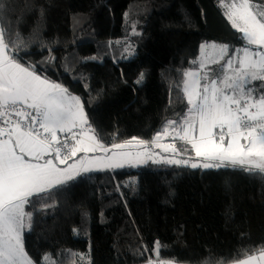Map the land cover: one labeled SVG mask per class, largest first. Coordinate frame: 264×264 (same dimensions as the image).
<instances>
[{
    "label": "trees",
    "instance_id": "trees-1",
    "mask_svg": "<svg viewBox=\"0 0 264 264\" xmlns=\"http://www.w3.org/2000/svg\"><path fill=\"white\" fill-rule=\"evenodd\" d=\"M0 3L6 42L19 36L28 45V54L19 53L24 61L80 97L108 146L133 137L151 142L169 120L183 118V73L197 67L203 42L243 46L220 0ZM112 39L129 41L136 54L90 58ZM32 200L25 250L40 264H145L156 259L154 242L160 259L186 264H232L264 253L261 173L148 163L85 173Z\"/></svg>",
    "mask_w": 264,
    "mask_h": 264
},
{
    "label": "snow or ice",
    "instance_id": "snow-or-ice-1",
    "mask_svg": "<svg viewBox=\"0 0 264 264\" xmlns=\"http://www.w3.org/2000/svg\"><path fill=\"white\" fill-rule=\"evenodd\" d=\"M219 7L243 46L230 55L227 44H201L199 71L183 73V118L169 120L151 142L133 137L110 146L94 134L80 97L25 62L19 53L28 54V45L19 36L6 42L0 27V264H40L25 250L24 232L33 219L26 206L84 173L150 161L264 174V4L220 0ZM4 16L0 3V23ZM131 51L129 44L125 53ZM210 65L219 66L215 76ZM143 80L140 73L136 83ZM169 137L183 146L164 143ZM153 247L156 259L147 264H170L159 258L158 243Z\"/></svg>",
    "mask_w": 264,
    "mask_h": 264
},
{
    "label": "rangeland",
    "instance_id": "rangeland-1",
    "mask_svg": "<svg viewBox=\"0 0 264 264\" xmlns=\"http://www.w3.org/2000/svg\"><path fill=\"white\" fill-rule=\"evenodd\" d=\"M226 2V1H225ZM203 43H216V44H227L229 46L228 43H224V42H218V41H205ZM202 43V44H203ZM129 44L131 45V54H126L125 53V49L128 48ZM121 46V47H120ZM103 49L101 50H98L96 52V54L92 55L90 58L92 59H103V57L106 55V54H110L112 55L115 59H128V58H131L133 57L135 54H136V48H135V45H133L132 43H130L129 41L125 42V40L123 39H112L104 44H102L101 46ZM118 47V48H117ZM237 47H241V46H235L234 48H237ZM230 50H231V46H229ZM233 48V49H234ZM232 54V53H231ZM199 60H200V54L198 55V57L196 58L195 61H197V67L196 68H193V69H190L188 71H199ZM212 66V65H210ZM218 73V72H217ZM215 73L214 76L217 74ZM74 95V94H72ZM77 96V95H76ZM82 102V101H81ZM86 113V112H85ZM95 134V133H94ZM164 143H175L176 146L178 148L182 147V145H180V141L176 140V141H173L170 137L169 138H165L163 140ZM110 146V145H109ZM156 151H160L159 149H156ZM167 155V154H165ZM72 161L70 160L69 163H71ZM148 163H151L150 161ZM146 163V164H148ZM146 164H140L139 166H131L133 169H138V167L140 166H143V165H146ZM126 166H129V165H126ZM168 166H172V165H168ZM85 174V173H84ZM83 175V174H82ZM27 211V210H26ZM30 229H26L24 234L26 232H28ZM261 255V254H260ZM260 255H257L254 257H257V259L253 262V264H264V261H260L259 260V257ZM238 263V262H236Z\"/></svg>",
    "mask_w": 264,
    "mask_h": 264
},
{
    "label": "crops",
    "instance_id": "crops-1",
    "mask_svg": "<svg viewBox=\"0 0 264 264\" xmlns=\"http://www.w3.org/2000/svg\"><path fill=\"white\" fill-rule=\"evenodd\" d=\"M232 2V0H227L225 3H231ZM180 145H182V142H180ZM183 146V145H182ZM258 255H260V254H258ZM255 256H257V255H255ZM248 258H246V259H244V260H247ZM244 260H241V261H244ZM241 261H238V263H232V264H240V262ZM170 262V264H186V263H179V262H174V261H169ZM145 264H147V263H145Z\"/></svg>",
    "mask_w": 264,
    "mask_h": 264
}]
</instances>
